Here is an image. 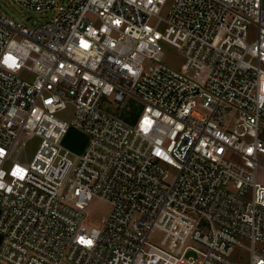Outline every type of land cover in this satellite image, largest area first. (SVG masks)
Here are the masks:
<instances>
[{
  "label": "built area",
  "instance_id": "obj_1",
  "mask_svg": "<svg viewBox=\"0 0 264 264\" xmlns=\"http://www.w3.org/2000/svg\"><path fill=\"white\" fill-rule=\"evenodd\" d=\"M12 1L52 17L0 8V264H239L236 248L264 264L263 0H173L166 19L170 0ZM103 98L141 113L130 124ZM71 128L80 155L62 146ZM28 137L30 164L7 165ZM96 199L110 206L100 229Z\"/></svg>",
  "mask_w": 264,
  "mask_h": 264
},
{
  "label": "rangeland",
  "instance_id": "obj_2",
  "mask_svg": "<svg viewBox=\"0 0 264 264\" xmlns=\"http://www.w3.org/2000/svg\"><path fill=\"white\" fill-rule=\"evenodd\" d=\"M173 0H170L166 6L163 8L160 17L166 19L171 7ZM60 4H66L68 0H59ZM0 8L2 11L15 22L27 25H41L51 19L52 15H42L39 13L28 11L21 8L19 5L15 4L12 0H0ZM264 9V0H263ZM256 27L252 26L249 31V40L251 42L255 38ZM164 58L163 64L172 70L179 71L183 66L184 59L182 56L174 49L163 46ZM20 77L23 80H31V75L22 72ZM102 105L109 109L115 116H120L124 121L132 124L135 123L140 115V109L138 107L128 106L127 108H121L114 104L112 98H103ZM197 112L203 114L202 111L197 110ZM74 117V108L68 106V108L57 114V118L70 123ZM41 141L36 137H28L23 141L19 142L11 153L8 160V164L19 163L24 166H28L35 156ZM88 140L84 134L71 128L62 141V146L76 155H80L84 152ZM226 160L237 165H242L241 158L238 154L234 152L226 153ZM259 161L261 165L257 170V182L258 184L264 186V156H259ZM165 170L168 172L169 181H172L176 176V171L166 167ZM110 206L100 200H93L87 209V220L90 227L95 229H100L103 225V220L109 215ZM164 239V234L155 231L149 237L147 242L151 245L160 246L161 241ZM0 237V245H1ZM230 260L234 263L239 264H249L250 255L246 250L236 248L231 254Z\"/></svg>",
  "mask_w": 264,
  "mask_h": 264
}]
</instances>
